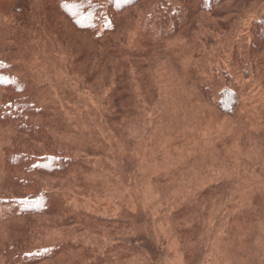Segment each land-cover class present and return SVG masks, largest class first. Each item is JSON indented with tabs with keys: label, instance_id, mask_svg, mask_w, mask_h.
Segmentation results:
<instances>
[{
	"label": "rangeland",
	"instance_id": "1",
	"mask_svg": "<svg viewBox=\"0 0 264 264\" xmlns=\"http://www.w3.org/2000/svg\"><path fill=\"white\" fill-rule=\"evenodd\" d=\"M159 1L98 42L46 0L0 13V59L40 110L28 132L0 118V264L9 245L45 252L32 264H264V0H216L173 34ZM38 126L74 164L34 173L52 204L22 216L6 150L48 153Z\"/></svg>",
	"mask_w": 264,
	"mask_h": 264
},
{
	"label": "trees",
	"instance_id": "2",
	"mask_svg": "<svg viewBox=\"0 0 264 264\" xmlns=\"http://www.w3.org/2000/svg\"><path fill=\"white\" fill-rule=\"evenodd\" d=\"M48 7L64 18L72 27L91 37L94 41H102L114 37L122 24L125 22L124 14L136 8H142L150 0H46ZM178 6L174 7L168 0H160L156 14L151 13V19L160 21L162 24H172L170 28H162L158 33H176L185 17L193 16V12L212 11L216 0H177ZM219 3V2H218ZM29 0H0V13L22 14L28 7ZM217 4V3H216ZM134 16V15H133ZM252 41L248 49L250 59H261L264 55V16L255 22L252 32ZM148 42V41H147ZM237 64L241 63L238 53L234 58ZM0 91L1 106L0 118L7 124H15L22 131H30L32 128L30 118L40 114L23 82L9 71V67L0 59ZM223 95H232L235 92L231 87L221 91ZM235 103V100L232 104ZM42 127L35 128L33 133L37 141H47L48 153L40 154L28 152L12 146L6 150L8 159L13 161L8 165L9 174L17 183L12 185L16 193L12 195L14 207L20 215H40L48 211L51 206V198L40 184L31 179L34 173L47 174L49 176L61 173L71 168L74 164L71 159L59 154L51 138L42 131ZM13 155V156H12ZM14 189V188H13ZM18 195V196H17ZM0 196V201L5 202ZM33 255V257H31ZM6 264H32L42 260L45 256L35 253H22L18 246L9 245L3 253ZM101 259V258H100ZM21 260V261H20ZM101 261V260H99Z\"/></svg>",
	"mask_w": 264,
	"mask_h": 264
},
{
	"label": "crops",
	"instance_id": "3",
	"mask_svg": "<svg viewBox=\"0 0 264 264\" xmlns=\"http://www.w3.org/2000/svg\"><path fill=\"white\" fill-rule=\"evenodd\" d=\"M48 9H50V8L48 7ZM49 11L53 13V11H52L51 9H50ZM65 22H66V21H65ZM66 23H67V22H66ZM67 24H68V23H67Z\"/></svg>",
	"mask_w": 264,
	"mask_h": 264
}]
</instances>
